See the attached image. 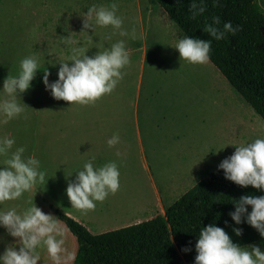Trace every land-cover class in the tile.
<instances>
[{
    "label": "rangeland",
    "instance_id": "obj_1",
    "mask_svg": "<svg viewBox=\"0 0 264 264\" xmlns=\"http://www.w3.org/2000/svg\"><path fill=\"white\" fill-rule=\"evenodd\" d=\"M112 3L119 5L116 14L123 19L121 30L127 33L132 30L133 34L121 36L120 30L111 26H96L94 31L89 28L81 32L83 16L89 7ZM132 4L133 0H0V100L5 98L4 79L8 74H18L20 60L35 55L39 64L29 90L17 96L19 103L28 106L25 112L7 124L3 123L5 117L0 114V138L14 139L12 151L24 147L25 158L34 156L38 159L40 170L47 169L48 185L61 166L55 165L54 160L53 164L45 165L44 112H51L54 98L43 83L44 70L50 72L49 82H54L58 79L59 63L69 60L73 47L94 56L118 41H124L125 47L137 41L140 29L135 12H130L134 15L125 14ZM259 5L264 10V4ZM141 7L154 12L155 23L145 22L148 46L152 49L147 52L138 92L137 60L131 59L122 69L126 75L117 85L121 96L117 112L130 113L122 114L117 124H132L131 112L136 110L138 123L148 126L158 138L162 137V163L166 168H162L163 173L182 183L181 196L211 172L219 170L218 165L235 152L234 146L264 139V122L209 61L190 64L180 60L178 50L173 47L184 35L154 0H141ZM109 35L111 39H107ZM65 37L77 43L65 44ZM59 101L56 112L91 110L88 105ZM106 110L98 101L97 111ZM57 122L60 124L61 118ZM3 160L4 157H0V169L4 167ZM140 172L143 174L141 169ZM44 183H38L31 190L37 192L39 200L43 199ZM22 196L26 199L27 194ZM59 213L52 207L51 215L58 219ZM58 221L68 237L66 245L73 251L68 253L74 257L76 240ZM72 262L66 260V264Z\"/></svg>",
    "mask_w": 264,
    "mask_h": 264
},
{
    "label": "clouds",
    "instance_id": "obj_2",
    "mask_svg": "<svg viewBox=\"0 0 264 264\" xmlns=\"http://www.w3.org/2000/svg\"><path fill=\"white\" fill-rule=\"evenodd\" d=\"M218 4L219 0H214V5ZM118 7L117 3L89 7L83 16L81 32L89 28L94 31L96 26H111L120 30L121 36H126L128 33L121 30L123 19L116 14ZM189 11L193 19L202 15L206 11L204 0H191ZM221 23L220 17L214 16L211 23H205L203 31L219 41L225 38L226 33L235 35L242 30V26H234L231 22H224L221 28ZM107 39H111V35ZM64 43L77 42L65 37ZM173 48L178 50L180 60L190 64H205L210 59L211 40L184 36ZM71 51L69 60L59 63L56 81L49 82L50 72L47 69L43 75L45 88L50 90L52 97L70 104H95L104 95L111 94L126 75L122 69L130 64L129 52L122 40L92 57L87 56L82 48L73 47ZM37 70L38 58L30 55L20 60L17 75L8 74L4 79L5 98L0 100V114L5 117L3 123L7 124L9 120L25 112L28 106L19 103L17 96L29 90ZM119 143L118 134L107 140L110 148ZM14 144L15 140L12 138H0V157H4V167L0 169V203L17 200L38 183L45 182L46 172L40 170V161L34 156L25 158L24 147L12 151ZM234 147L235 152L225 158L218 168L224 171L226 179L235 184L264 191V139L257 138L253 142ZM120 155L117 151L116 156ZM119 176L115 161L98 167L91 160L86 162L83 169L76 172L75 180L67 184L66 195L72 208L84 214L94 211L96 202L102 203L110 193L114 195L119 191ZM233 203L235 211L229 213L231 219L236 224H241L246 217V222L264 237V195H244L239 200H233ZM0 226L11 237L17 238L19 245L18 250L16 246L9 245L0 255V264H37L40 261L38 247L46 249L53 264H64L66 260L74 259L70 253L66 254L65 233L59 226L58 219L44 213L35 204L22 213H18L15 208L0 211ZM233 231L240 236L243 230L234 228ZM182 251L188 252L190 249L184 248ZM195 251V264H264V251L260 247H241L233 243L226 231L215 224L200 229Z\"/></svg>",
    "mask_w": 264,
    "mask_h": 264
},
{
    "label": "trees",
    "instance_id": "obj_3",
    "mask_svg": "<svg viewBox=\"0 0 264 264\" xmlns=\"http://www.w3.org/2000/svg\"><path fill=\"white\" fill-rule=\"evenodd\" d=\"M154 1L184 36L211 40L209 62L264 122V10L257 0H219L218 6L204 0L206 11L195 19L189 11L191 0ZM214 16L220 17L221 28L231 22L242 30L217 41L203 31ZM244 195L261 196L264 191L241 187L219 169L168 206L164 215L118 230L94 235L65 214L57 217L76 240L72 264H195L199 231L209 224L223 228L241 247L264 238L246 217L236 224L229 215L235 211L233 200ZM234 228L242 229V235Z\"/></svg>",
    "mask_w": 264,
    "mask_h": 264
},
{
    "label": "crops",
    "instance_id": "obj_4",
    "mask_svg": "<svg viewBox=\"0 0 264 264\" xmlns=\"http://www.w3.org/2000/svg\"><path fill=\"white\" fill-rule=\"evenodd\" d=\"M257 2L264 4V0H257ZM132 6L128 12L124 9V13L126 12L127 15L135 12L140 29L137 33L139 39L126 46V50L129 52L130 60L133 58L137 60L135 66L139 71L138 92L147 52L152 49L148 46L145 22L155 23V17L153 10L148 12L142 9L141 0H133ZM130 31L128 34H133V31ZM81 41L83 43L84 40L81 39ZM119 89L120 87H116L111 94H106L98 100L101 106L106 107L105 112L97 111L98 101L87 106L91 108L90 112H56L55 106L58 107L60 101L51 100V112H44L43 134L46 142L44 156L45 165L53 164L54 160L55 165L61 166L57 170L59 176H52L54 180H51L48 185L45 168L42 200L38 199L35 190L28 191L25 192L26 199L22 196L17 200L0 203V211L15 208L18 213H22L35 204L44 213L51 214L52 207H55L58 212L72 218L94 235L144 222L157 215H164L166 208L180 196L179 188L182 183H178L174 176L164 175L162 168H166L162 163V137L158 138L149 131L148 126L138 123L136 110L131 112L132 124H117L118 118L122 119L124 114L130 113L117 112V103L121 99L118 94ZM60 104L63 107V103ZM59 118H61L60 124L57 122ZM114 134L119 135L120 143L110 148L107 140ZM117 151L121 153L119 157L116 156ZM90 160L97 167L115 161L120 173V189L114 195L110 193L102 203L96 202L94 211L84 214L72 208L66 195V188L69 181L75 180L76 172L82 170L84 164ZM64 239L67 254L71 250L66 245L68 241L66 234ZM9 245L19 249L17 238L11 237L7 230L0 226V255ZM248 245H256L264 251V238L242 247ZM37 252L40 255V261L37 264H53L45 248L38 247Z\"/></svg>",
    "mask_w": 264,
    "mask_h": 264
}]
</instances>
